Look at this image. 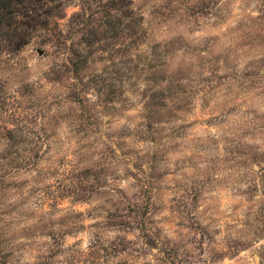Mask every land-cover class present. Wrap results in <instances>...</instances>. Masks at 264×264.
Wrapping results in <instances>:
<instances>
[{
	"label": "clouds",
	"instance_id": "1",
	"mask_svg": "<svg viewBox=\"0 0 264 264\" xmlns=\"http://www.w3.org/2000/svg\"><path fill=\"white\" fill-rule=\"evenodd\" d=\"M107 3L0 35V264H264V0Z\"/></svg>",
	"mask_w": 264,
	"mask_h": 264
},
{
	"label": "trees",
	"instance_id": "2",
	"mask_svg": "<svg viewBox=\"0 0 264 264\" xmlns=\"http://www.w3.org/2000/svg\"><path fill=\"white\" fill-rule=\"evenodd\" d=\"M46 0H0V35H15L24 25L40 22ZM17 17H22L21 21ZM29 20V22L27 21Z\"/></svg>",
	"mask_w": 264,
	"mask_h": 264
},
{
	"label": "rangeland",
	"instance_id": "3",
	"mask_svg": "<svg viewBox=\"0 0 264 264\" xmlns=\"http://www.w3.org/2000/svg\"><path fill=\"white\" fill-rule=\"evenodd\" d=\"M127 0H108L106 5H103V10L105 11V16L108 17L106 23L108 25V32L105 35H109L119 31L120 22L118 19L109 16V10L116 9L117 11L123 9L126 6ZM50 13L52 10H47ZM43 14V13H42ZM41 18V17H40ZM29 22V20H27Z\"/></svg>",
	"mask_w": 264,
	"mask_h": 264
}]
</instances>
